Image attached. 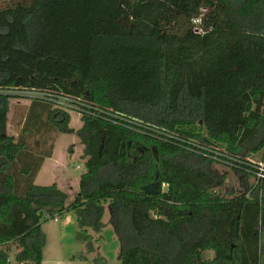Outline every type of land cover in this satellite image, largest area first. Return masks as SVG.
I'll use <instances>...</instances> for the list:
<instances>
[{"label":"trees","instance_id":"16d2710c","mask_svg":"<svg viewBox=\"0 0 264 264\" xmlns=\"http://www.w3.org/2000/svg\"><path fill=\"white\" fill-rule=\"evenodd\" d=\"M16 91L49 96L32 99L18 141L7 136ZM57 96L84 104L77 135L88 159L69 204L56 184L36 185L54 135L74 132ZM215 146L241 159L264 152V0H28L0 10V264L12 244L17 264H42V226L67 213L100 233L107 204L120 264H264V183L219 193Z\"/></svg>","mask_w":264,"mask_h":264},{"label":"rangeland","instance_id":"374dc122","mask_svg":"<svg viewBox=\"0 0 264 264\" xmlns=\"http://www.w3.org/2000/svg\"><path fill=\"white\" fill-rule=\"evenodd\" d=\"M28 0H0V10L15 4H24ZM199 24V23H198ZM11 97L8 98L7 113V136L18 141L23 130L31 101L34 97H38L33 93L26 91L10 92ZM63 102V101H62ZM63 111H66L71 118L70 128L74 132L70 134H56L53 137L54 143L53 158L46 162L40 178L36 182L38 186H51L56 184L57 187L68 195V204L73 202L80 190L81 176L86 171L85 162L87 157L84 156V146L77 135L78 131L83 127L82 114L77 110V106L71 102H63ZM29 146L35 153H45L47 145L44 146L42 141L31 140ZM216 149L226 152V148L215 146ZM262 154L248 155L244 158L246 161H259ZM235 166L224 162L216 165V171L220 176L224 177V185L218 192L222 195H237L242 193V186L248 185L255 187L258 183L253 176H245L241 173V169H235ZM166 189V187H164ZM112 213L109 204L105 205L103 217V229L100 233L95 232L91 228L81 229L74 213H67L61 218L44 224L42 230L46 237V253L55 248V241L58 239L60 248V256L62 260L68 261V258L76 263L79 260L75 257L83 255L87 257L89 264H97L98 257L106 259L108 264H120L119 254L121 252V243L119 241L116 229L112 224ZM48 234V235H47ZM10 264L16 263V256L20 249L16 244L9 246ZM56 251V250H55ZM213 257V253H207ZM75 256V257H74Z\"/></svg>","mask_w":264,"mask_h":264},{"label":"built area","instance_id":"2783aa9c","mask_svg":"<svg viewBox=\"0 0 264 264\" xmlns=\"http://www.w3.org/2000/svg\"><path fill=\"white\" fill-rule=\"evenodd\" d=\"M200 21L197 20L195 21L196 24H198ZM30 93V92H29ZM34 95H37L38 97H34L33 99H49V96L47 93H42V92H31ZM53 101V104L55 107L62 109V104L63 102H71L72 105L77 106V110L81 113L84 110V104L81 103V101L72 99L70 97L66 96H57V97H51ZM63 101V102H62ZM212 157L219 163H224L227 162L229 166L232 164L235 166V169H241L245 171L246 173L250 174L253 176L256 180L257 183H264V152L262 154V157L259 161H246L245 159L241 158H236L234 156L228 155L224 153L223 151H220L213 147L212 150H210Z\"/></svg>","mask_w":264,"mask_h":264},{"label":"crops","instance_id":"0c3cea01","mask_svg":"<svg viewBox=\"0 0 264 264\" xmlns=\"http://www.w3.org/2000/svg\"><path fill=\"white\" fill-rule=\"evenodd\" d=\"M52 158H53V156H52ZM52 158L46 159V161H45L44 165L42 166V169H41V171H40V173H39V175H38V177L36 179V182L40 178V174L43 171V168H44L46 162L49 161V160H51ZM43 229H44V225L42 226V230ZM57 242H58V239H57ZM57 242L55 241V243H56V245H55V248L56 249L55 250L56 251L55 250L53 251V255H52V250H50V252L47 254L46 253L47 248L45 247V249H44V260H43V263L42 264H89L87 262L88 261L87 260L88 258L85 257V256H83V255H81V256L85 257L86 260L80 258V256H77V257L74 256L75 259L79 260L78 263H76L75 261H73L74 258L72 260H71V258H68V261L62 260V257L60 256L61 251H60V248H59Z\"/></svg>","mask_w":264,"mask_h":264},{"label":"water","instance_id":"95a60500","mask_svg":"<svg viewBox=\"0 0 264 264\" xmlns=\"http://www.w3.org/2000/svg\"><path fill=\"white\" fill-rule=\"evenodd\" d=\"M159 188V183H153L151 185L143 187V192L149 196H156L158 194Z\"/></svg>","mask_w":264,"mask_h":264}]
</instances>
